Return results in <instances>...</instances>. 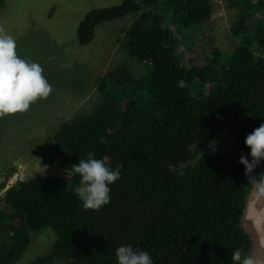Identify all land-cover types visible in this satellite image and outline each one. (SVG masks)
I'll use <instances>...</instances> for the list:
<instances>
[{"label": "trees", "instance_id": "obj_1", "mask_svg": "<svg viewBox=\"0 0 264 264\" xmlns=\"http://www.w3.org/2000/svg\"><path fill=\"white\" fill-rule=\"evenodd\" d=\"M223 1L237 11L231 51L203 30L210 0H122L84 16L81 46L98 26L134 15L119 44L144 72L114 67L98 81L101 101L59 126L53 150L66 175L29 177L2 193L0 264H16L31 233L45 229L56 242L32 264H116L121 244L147 251L153 264H232L235 249L251 251L241 223L250 187L238 161L249 152L245 136L264 123V0ZM185 41L196 53L186 63ZM229 126L234 142L209 152ZM88 152L121 171L109 203L95 211L72 191L79 176L71 166Z\"/></svg>", "mask_w": 264, "mask_h": 264}, {"label": "rangeland", "instance_id": "obj_2", "mask_svg": "<svg viewBox=\"0 0 264 264\" xmlns=\"http://www.w3.org/2000/svg\"><path fill=\"white\" fill-rule=\"evenodd\" d=\"M122 0H4L0 7V32L16 40L17 54L43 67V75L52 86L50 95L33 103L24 113L0 117V196L13 174L21 169L22 179L37 175L64 176L53 150V137L59 126L91 110L102 99L97 85L100 77L114 67L128 63L137 76L143 67L121 48L119 39L129 27L134 15L106 22L96 29L94 40L81 46L77 39L80 21L91 10L113 7ZM212 18L203 30L215 39L222 51H231L237 40L230 28L237 11L229 9L223 0H210ZM185 41L180 48L183 62L196 53H187ZM232 126L213 138L215 150L221 154L234 142ZM264 172V164L253 175ZM12 173L8 177V175ZM254 200L249 192L242 226L252 240L251 255L257 264H264V224L258 230L250 216ZM264 208V198L256 203ZM4 239L0 233V241ZM31 244L16 264H32L49 254L56 242L54 233L41 230L31 233Z\"/></svg>", "mask_w": 264, "mask_h": 264}, {"label": "clouds", "instance_id": "obj_3", "mask_svg": "<svg viewBox=\"0 0 264 264\" xmlns=\"http://www.w3.org/2000/svg\"><path fill=\"white\" fill-rule=\"evenodd\" d=\"M43 71L38 62L17 54L13 36L0 32V117L24 113L33 103L50 95L52 86ZM244 145L249 149L248 155L241 154L238 162L244 168L247 184L254 196L249 218L259 230L264 224V208L257 210L255 205L264 198V172L257 175H253V172L264 161V123L245 136ZM209 146L215 150L214 141ZM167 168L170 172H177L171 163ZM71 171L79 176L72 191L80 201V206L94 211L109 203L110 186L121 176L120 166L110 168L103 159L95 158L93 152L86 153L85 158L73 164ZM114 255L116 264H153L147 251L128 244L116 247ZM231 261L232 264H257L251 255H242L241 249H235L231 253Z\"/></svg>", "mask_w": 264, "mask_h": 264}, {"label": "built area", "instance_id": "obj_4", "mask_svg": "<svg viewBox=\"0 0 264 264\" xmlns=\"http://www.w3.org/2000/svg\"><path fill=\"white\" fill-rule=\"evenodd\" d=\"M20 180H23L22 179V173H21V169H18L14 174H13V176L10 178V180H9V182H8V185L6 186V188H5V191L9 188V187H11V186H13L14 184H16L18 181H20ZM4 191V192H5Z\"/></svg>", "mask_w": 264, "mask_h": 264}]
</instances>
